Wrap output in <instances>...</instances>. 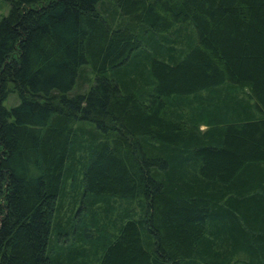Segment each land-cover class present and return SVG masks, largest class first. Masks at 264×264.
I'll use <instances>...</instances> for the list:
<instances>
[{
    "label": "trees",
    "instance_id": "1",
    "mask_svg": "<svg viewBox=\"0 0 264 264\" xmlns=\"http://www.w3.org/2000/svg\"><path fill=\"white\" fill-rule=\"evenodd\" d=\"M3 1L0 264H264V0Z\"/></svg>",
    "mask_w": 264,
    "mask_h": 264
},
{
    "label": "rangeland",
    "instance_id": "2",
    "mask_svg": "<svg viewBox=\"0 0 264 264\" xmlns=\"http://www.w3.org/2000/svg\"><path fill=\"white\" fill-rule=\"evenodd\" d=\"M6 10H7V4L3 1V0H0V17L1 16H3V15H5V13H6ZM12 94H10L8 97H7V99L4 101V105L5 106H9L10 105V101H9V98H10V96H11ZM200 129H202L203 127H199ZM113 203H115L116 205H119V200L117 199H115L114 201H113ZM66 239H67V237H66ZM57 240H59V242H60V240L62 241L63 240V236H61V237H58V239ZM68 241L70 240V239H67ZM61 243H64V241L63 242H61ZM93 264H95V263H93Z\"/></svg>",
    "mask_w": 264,
    "mask_h": 264
}]
</instances>
